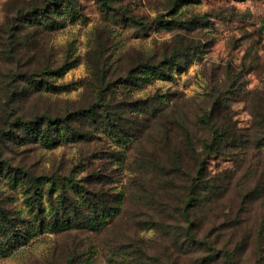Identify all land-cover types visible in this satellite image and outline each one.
<instances>
[{"label":"rangeland","instance_id":"374dc122","mask_svg":"<svg viewBox=\"0 0 264 264\" xmlns=\"http://www.w3.org/2000/svg\"><path fill=\"white\" fill-rule=\"evenodd\" d=\"M64 1L0 0V264H264V0H73L77 18ZM34 66L65 71L16 96ZM99 93L117 130L18 139L17 118L103 115ZM197 179L214 193L199 189L210 197L190 211V239ZM62 184L79 219L116 211L96 231H58Z\"/></svg>","mask_w":264,"mask_h":264},{"label":"trees","instance_id":"16d2710c","mask_svg":"<svg viewBox=\"0 0 264 264\" xmlns=\"http://www.w3.org/2000/svg\"><path fill=\"white\" fill-rule=\"evenodd\" d=\"M71 1L73 0H66V4H69V7L67 10L69 12V15L73 18H77V13H75V10L73 6L71 5ZM103 6L108 7L109 5V0H99ZM32 20L27 21L28 24L34 23V25H42L45 28L52 29L54 26L58 24L57 21L53 20L50 22V20H44V23H41L40 21H34L31 22ZM33 25V24H31ZM28 47L30 49L33 48V44H29ZM35 58L32 56L28 57V61L30 63L35 64ZM143 68H150L149 66H141L138 68H135V71H138L141 73L143 71ZM65 71V68L61 66L60 68H57L53 71H49L47 67H44L42 69L38 67H33V69L26 74H23L21 76V83H24L26 86L22 87L20 91L17 93L16 96L19 97H26L29 95L31 92L35 91H40L43 87L48 90H52L53 86L49 84L47 81L43 79L45 76L49 75H62ZM150 72V70H148ZM154 73V72H153ZM40 79V80H38ZM15 94V93H14ZM13 94V95H14ZM12 95V96H13ZM97 103L96 105H99L100 110H102L103 115L97 114L95 111L97 106H93L88 110H80L78 112H65L61 116L55 117L54 119L49 118L48 116H35L31 120L24 121L20 118H17L15 122L12 124L14 127L20 128L21 131H23V136L18 137L19 140H26L29 142H35L37 143L38 141L41 143H45L48 146H54L57 144L59 140H66L67 142L71 143H76L79 141H85L88 138L92 136V133L86 130V125L91 124V125H99L104 122H107L106 125L109 128H113V130H117L118 128V123L121 120V117L115 109L113 111H110L111 109H107V105H105V101L103 97L100 95L97 98ZM206 122L203 120L205 123H209L211 117L206 116ZM221 140H218L216 136L214 137V140L210 144H204L203 149L204 152L206 153V157L209 155H212L215 153V151L218 148V145L220 144ZM203 162V161H202ZM203 169V164L201 163L198 168V174L201 176V172ZM198 184H194L192 187H190V191L188 193L187 197V203L185 206V209L183 211L184 217H186V221L189 224V229H187V234L190 239H194L192 237V233L190 232L191 226H194V222L191 219L192 214L191 210H193L196 207H201L206 200V197L210 196H205L202 198L201 196V191L199 189L203 187V183L200 182V179H197ZM206 184V183H205ZM204 184V185H205ZM33 187L35 189H38L39 187V182L36 181V183H32ZM207 185V184H206ZM68 186H70L72 189H75L76 192L81 193L85 198L84 203L87 204L88 206H91V203L89 202L88 198H86L87 191L83 186H79L77 183H73L68 181ZM67 185L62 184L61 185V191H62V197L60 201V219L58 218L59 212L55 213V218L52 225L58 231H66L69 229H88L92 231L97 230V226L94 224V220L96 219H103L105 215H109L111 212H115L116 210H107L105 205L103 204H95L93 207V213L96 217L95 219H92L91 221L89 220H81L79 219L83 212L79 211V208L75 205V202L71 199H69L65 193H66ZM205 192H208V194H213V189L214 186L210 184V186H205L203 187ZM199 192V193H198ZM99 208V210L97 209ZM92 209V208H91Z\"/></svg>","mask_w":264,"mask_h":264}]
</instances>
